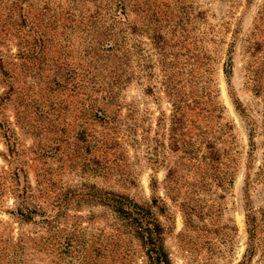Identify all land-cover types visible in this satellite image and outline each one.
Masks as SVG:
<instances>
[{
    "label": "rangeland",
    "instance_id": "1",
    "mask_svg": "<svg viewBox=\"0 0 264 264\" xmlns=\"http://www.w3.org/2000/svg\"><path fill=\"white\" fill-rule=\"evenodd\" d=\"M21 5L0 0V264H148L102 191L151 207L172 264H264V0H126L114 27Z\"/></svg>",
    "mask_w": 264,
    "mask_h": 264
},
{
    "label": "trees",
    "instance_id": "2",
    "mask_svg": "<svg viewBox=\"0 0 264 264\" xmlns=\"http://www.w3.org/2000/svg\"><path fill=\"white\" fill-rule=\"evenodd\" d=\"M70 3H84L92 2L94 5V11L90 16L92 23L102 26L106 17L110 18L112 27L117 24H123L127 17L125 15L126 9V0H68ZM15 8L20 12L19 18L21 17L22 22L26 21V14L23 12V6L21 5V0H14ZM46 8L48 6V1H43ZM69 6V5H68ZM41 8V9H42ZM67 12H69L67 10ZM116 16H115V15ZM113 32V31H112ZM112 38V39H111ZM42 39V35L39 36V40ZM110 40V41H109ZM108 47L107 50L117 51L120 54L115 52V57L126 59L127 50L121 49V45L115 39V32L112 33V37L109 35ZM230 47H233V44H230ZM230 48L228 52H233ZM230 54V53H229ZM231 56L228 55V62L231 60ZM231 62V61H230ZM229 64V63H228ZM225 66V72L229 73V65ZM125 72V71H124ZM122 72H116L112 74L111 83L113 86H120L127 82V79H124ZM113 88V87H112ZM111 88V89H112ZM106 99V103L101 105H96V114L102 119H105L106 110L108 109L107 104H112L115 100V95L112 93H107L106 96H103ZM239 109V106L237 107ZM243 110V109H241ZM250 132H254L253 129H250ZM251 134V133H250ZM213 151V149H211ZM213 154V152H212ZM210 158L214 161L213 155H210ZM98 200L100 203L109 206L114 214L123 219L125 224L128 226L135 237H137L145 250L146 260L148 264H172L166 251L163 243V227L159 222L157 216L152 211L151 207L146 204H142L131 198L129 195L124 193L115 192V191H102L97 194ZM155 198L153 203H155ZM247 204H249L247 199ZM19 209V207H18ZM20 215H24L23 211L19 209ZM31 209L24 216L27 220L32 219ZM260 221L264 222V210L260 212ZM246 223H247V232L249 239H253L256 234V231L259 226V220L257 215L253 211L252 207L248 205L246 213Z\"/></svg>",
    "mask_w": 264,
    "mask_h": 264
}]
</instances>
